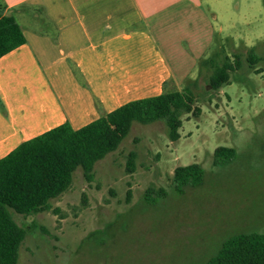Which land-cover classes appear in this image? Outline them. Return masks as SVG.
Instances as JSON below:
<instances>
[{
  "label": "rangeland",
  "instance_id": "374dc122",
  "mask_svg": "<svg viewBox=\"0 0 264 264\" xmlns=\"http://www.w3.org/2000/svg\"><path fill=\"white\" fill-rule=\"evenodd\" d=\"M205 4L197 18L205 30L175 50L162 49L178 77L170 86H190L199 113L181 116L174 141L163 121L133 123L94 165L91 182L77 168L49 211H11L27 228L17 264H204L230 236L264 233V61L249 68L246 60L250 50L264 55V0ZM234 55L240 66L212 90V65L226 57L232 64ZM218 147L234 149L233 159L214 165ZM130 151L135 170L127 174ZM190 164L203 169L201 183L175 190L173 170ZM148 187L165 195L145 202Z\"/></svg>",
  "mask_w": 264,
  "mask_h": 264
},
{
  "label": "crops",
  "instance_id": "0c3cea01",
  "mask_svg": "<svg viewBox=\"0 0 264 264\" xmlns=\"http://www.w3.org/2000/svg\"><path fill=\"white\" fill-rule=\"evenodd\" d=\"M208 2L0 0L25 38L0 58V158L65 122L79 129L174 88L162 49L205 30L197 18Z\"/></svg>",
  "mask_w": 264,
  "mask_h": 264
},
{
  "label": "trees",
  "instance_id": "16d2710c",
  "mask_svg": "<svg viewBox=\"0 0 264 264\" xmlns=\"http://www.w3.org/2000/svg\"><path fill=\"white\" fill-rule=\"evenodd\" d=\"M25 43L23 33L12 16L0 11V58ZM213 66L209 76L212 90H218L229 81V71L238 69L235 62ZM249 68H253L264 55L259 57L253 50L247 53ZM166 86V83H165ZM195 97L190 86L182 90L167 89L159 95L130 101L115 110L100 115L94 121L72 129L65 122L36 137L22 142L7 155L0 158V264H17L19 247L27 228L18 225L11 211L23 217L49 211V201L66 192L72 175L80 168L87 182L93 179L94 165L109 153L114 152L127 136L131 125L150 124L163 121L171 141L179 136L181 116H196L200 109L194 106ZM232 148L218 147L213 153V164H224L233 159ZM136 153L126 156L125 171L135 170ZM203 169L198 164L178 166L173 170L171 181L177 191L188 185L201 183ZM163 188L148 187L143 200L153 196L163 197ZM129 201V192L126 202ZM37 227L46 233L41 226ZM204 264H264V233H240L223 241L217 253Z\"/></svg>",
  "mask_w": 264,
  "mask_h": 264
}]
</instances>
